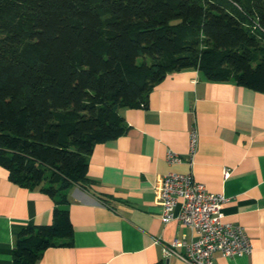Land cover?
Segmentation results:
<instances>
[{
  "label": "trees",
  "instance_id": "trees-1",
  "mask_svg": "<svg viewBox=\"0 0 264 264\" xmlns=\"http://www.w3.org/2000/svg\"><path fill=\"white\" fill-rule=\"evenodd\" d=\"M264 92V0H0V165L54 200L17 234L12 264L71 244L67 190L172 71Z\"/></svg>",
  "mask_w": 264,
  "mask_h": 264
},
{
  "label": "crops",
  "instance_id": "crops-1",
  "mask_svg": "<svg viewBox=\"0 0 264 264\" xmlns=\"http://www.w3.org/2000/svg\"><path fill=\"white\" fill-rule=\"evenodd\" d=\"M120 113L126 132L87 155L89 188L67 190L71 244L46 248L36 264H188L163 254L164 245L196 237L177 220H161L157 186L171 171L192 172L208 190L224 194L225 219L249 236V254L216 251L214 264H264V92L189 68L167 73L145 105ZM193 122L199 135L192 162H167L168 149L185 158ZM53 207L48 194L13 182L0 165V264H12L24 226L52 221Z\"/></svg>",
  "mask_w": 264,
  "mask_h": 264
},
{
  "label": "built area",
  "instance_id": "built-area-1",
  "mask_svg": "<svg viewBox=\"0 0 264 264\" xmlns=\"http://www.w3.org/2000/svg\"><path fill=\"white\" fill-rule=\"evenodd\" d=\"M198 129L193 122L188 133V152L185 156L168 149L165 159L169 163L185 159L192 162L198 145ZM229 171L224 170L228 176ZM162 204V222L177 220L189 226L196 234L190 241L174 240L163 246V254H176L188 264H214V252L232 257L249 254L252 244L245 229L240 224L225 219L222 210L227 200L222 193L212 192L198 181L192 172L171 171L163 175L157 186ZM183 246L184 252L175 251Z\"/></svg>",
  "mask_w": 264,
  "mask_h": 264
}]
</instances>
